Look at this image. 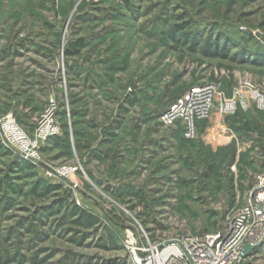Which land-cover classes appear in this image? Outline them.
Listing matches in <instances>:
<instances>
[{"label": "rangeland", "instance_id": "rangeland-1", "mask_svg": "<svg viewBox=\"0 0 264 264\" xmlns=\"http://www.w3.org/2000/svg\"><path fill=\"white\" fill-rule=\"evenodd\" d=\"M215 38L253 55L207 56ZM202 82L245 88L246 107L222 113L218 94L189 137L166 114ZM252 89L264 96V0H0V248L25 255L2 264H167L185 237L224 231L264 172ZM74 203L96 225L72 223ZM253 246L240 264H264Z\"/></svg>", "mask_w": 264, "mask_h": 264}, {"label": "built area", "instance_id": "built-area-1", "mask_svg": "<svg viewBox=\"0 0 264 264\" xmlns=\"http://www.w3.org/2000/svg\"><path fill=\"white\" fill-rule=\"evenodd\" d=\"M247 89V88H246ZM249 89V88H248ZM232 97L220 92L215 82H202L190 87L170 106L166 120H182L186 126L185 134L195 135V123L210 117L215 108L218 94L221 97L219 110L233 114L240 98L246 107L245 88H237ZM252 97L258 106L264 108V96L252 89ZM49 110L47 115L50 114ZM47 118V117H46ZM4 136L8 143L17 146L21 153L34 155L32 144L26 134L15 123H4ZM264 240V172L257 177L256 184L249 193L247 202L231 216L224 231L189 235L169 254L166 262L172 264H240L243 246L255 245Z\"/></svg>", "mask_w": 264, "mask_h": 264}, {"label": "trees", "instance_id": "trees-1", "mask_svg": "<svg viewBox=\"0 0 264 264\" xmlns=\"http://www.w3.org/2000/svg\"><path fill=\"white\" fill-rule=\"evenodd\" d=\"M195 41H196V39L193 38V42H195ZM220 41H221V39H217V38L212 39V40L207 39L206 44H205V48H204V53L207 56H213V57L214 56L215 57L216 56L217 57H229L235 61L243 60L245 58V56L253 55L252 53L248 52V50L242 46L238 49L236 54L230 55L232 45L238 46L239 44L238 43L234 44L232 40H230V39L227 40V38H225V40H223L224 42L222 44ZM69 53H73V51L71 50V51H69ZM19 166L22 169H32L35 167L34 164H32L30 161L25 160L23 158L20 159ZM3 184H4L3 181H0V191L3 190L2 189ZM11 187L17 191V189L15 187H13V185H11ZM55 188H57V186H48L46 188V190L50 191L51 189H55ZM1 205H3L4 207H8L9 205H12V198H8V197L3 196V198L0 202V206ZM59 207H61V206H59ZM69 214L72 217L76 216V218L72 220V223L78 224V225H81V226H84L87 228L93 227L98 222V218L96 215H94L91 212L86 211L84 208H82L81 206H79L76 203H74L72 205V207L70 208ZM28 230L34 231L32 224H30L28 226ZM2 246H3V243H2ZM3 253H4V250L1 247L0 248V264H2L4 261H10L12 258L19 259L20 262H22L23 258H25V255L20 254L19 252H16L15 255L12 256L11 258L6 256V255L4 256Z\"/></svg>", "mask_w": 264, "mask_h": 264}, {"label": "water", "instance_id": "water-1", "mask_svg": "<svg viewBox=\"0 0 264 264\" xmlns=\"http://www.w3.org/2000/svg\"><path fill=\"white\" fill-rule=\"evenodd\" d=\"M254 249L253 245L245 246L242 252L243 256H247Z\"/></svg>", "mask_w": 264, "mask_h": 264}]
</instances>
